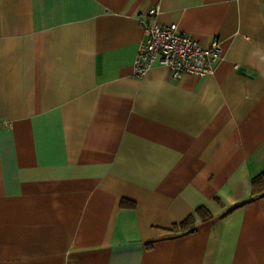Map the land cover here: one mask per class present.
<instances>
[{"label": "crops", "instance_id": "0c3cea01", "mask_svg": "<svg viewBox=\"0 0 264 264\" xmlns=\"http://www.w3.org/2000/svg\"><path fill=\"white\" fill-rule=\"evenodd\" d=\"M154 8L211 76H134ZM0 121V264H264V0H0Z\"/></svg>", "mask_w": 264, "mask_h": 264}, {"label": "built area", "instance_id": "2783aa9c", "mask_svg": "<svg viewBox=\"0 0 264 264\" xmlns=\"http://www.w3.org/2000/svg\"><path fill=\"white\" fill-rule=\"evenodd\" d=\"M157 13V8L151 9L142 25L143 41L134 60V76L143 78L155 66L167 68L173 79L211 76L222 59L220 41L213 39L208 47H203L176 25L157 23ZM10 128V123L0 121V131Z\"/></svg>", "mask_w": 264, "mask_h": 264}, {"label": "trees", "instance_id": "16d2710c", "mask_svg": "<svg viewBox=\"0 0 264 264\" xmlns=\"http://www.w3.org/2000/svg\"><path fill=\"white\" fill-rule=\"evenodd\" d=\"M264 199V172L257 175L251 180L250 201ZM124 207H133V203L122 202ZM196 219L201 222L210 219V215L203 208H198L193 215L188 216L179 224L173 225L171 231L174 233H185L192 230L195 226Z\"/></svg>", "mask_w": 264, "mask_h": 264}]
</instances>
